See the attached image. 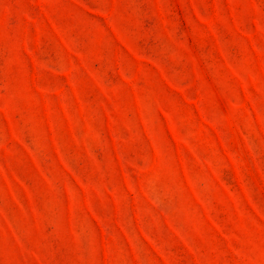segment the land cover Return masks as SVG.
<instances>
[{
  "label": "rangeland",
  "instance_id": "1",
  "mask_svg": "<svg viewBox=\"0 0 264 264\" xmlns=\"http://www.w3.org/2000/svg\"><path fill=\"white\" fill-rule=\"evenodd\" d=\"M0 264H264V0H0Z\"/></svg>",
  "mask_w": 264,
  "mask_h": 264
}]
</instances>
